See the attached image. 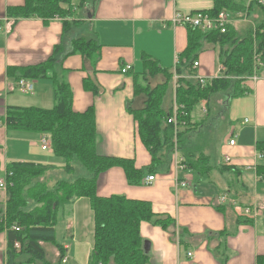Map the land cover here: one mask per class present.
Segmentation results:
<instances>
[{"label":"crops","instance_id":"0c3cea01","mask_svg":"<svg viewBox=\"0 0 264 264\" xmlns=\"http://www.w3.org/2000/svg\"><path fill=\"white\" fill-rule=\"evenodd\" d=\"M253 2L255 0H232L238 9L222 8L234 16L228 26L241 37L248 36L251 31L255 36L256 25L262 20V13L256 10L257 2ZM25 4V0H0V179L7 180L9 166L15 162L63 164L64 160L53 153L51 143V149H42V135H47L51 142L49 133L10 127L7 123L11 108L55 107L54 79H57L68 84L75 112L94 109L97 152L132 159L137 169L148 171L146 174L144 171L139 181L131 182L122 166H112L100 174L98 194L147 200L156 214L173 219V224L167 228L148 220L140 223L139 235L144 249L145 245L147 247L148 264H264V205L260 209L255 206L257 202H253L254 206L249 207L252 213L244 214L246 203L252 201L245 195L256 193L264 197V175L261 173L264 159L258 158V153L264 151V59L263 49L258 50L255 37L251 71L225 75L233 80L230 89L225 92L226 96L222 94L216 113L199 125L198 134L206 129L207 133L216 131L223 118L229 123L226 138L217 150V156L220 155L214 167L203 175L187 168L185 157L180 155L182 151L175 144L174 149L180 154L174 150L166 153L165 157L170 154V158L157 163L155 171L149 172L152 156L140 137L138 113L133 111L147 105L148 97L142 89L145 85L152 90L164 84V88L158 89L164 96L163 108H173L171 117L177 116L179 77L195 79L194 75L202 76L207 78L208 85L218 72L227 71L221 60L222 46L208 42L194 59L199 61V66L195 69L192 66L193 72L185 68L184 53L190 28L172 21L176 12L212 10L215 0H89L87 4H83V0H70L63 3L65 8L69 7L65 16L30 14L15 17L17 9ZM246 10H249L246 19L236 17V12ZM10 11L14 15H10ZM248 23L251 27L246 30ZM81 37L97 39L100 46L94 57L87 58L80 51L70 53L73 41ZM60 44L65 47L54 61L55 65L47 69L46 76L37 78L20 72L25 67L34 71L32 67L51 61ZM256 53H261V67H256ZM127 66L131 68L123 72ZM21 78L33 81L32 92L16 87ZM238 86L246 90L235 95ZM209 107L207 101H200L191 112L192 122L197 117L198 120L205 118ZM241 113H244L243 117H240ZM174 126L178 128L181 124L178 122ZM234 136L235 145H228V139ZM44 153L53 161L43 162ZM224 154L232 157L230 163L222 161ZM181 156L183 169L176 165ZM149 175L155 176L153 181H148ZM182 181L187 185H182ZM224 195L227 197L222 202ZM7 199L8 189L0 188V210L5 209ZM32 205L37 206L36 202ZM87 208L92 213V219L85 222L86 227H91L87 234L91 255L94 212L88 198H76L60 214L56 226L57 245L40 242L50 264L70 262L80 212ZM1 226L0 264H8L7 229L3 224ZM48 244L47 249L55 258L49 257ZM60 245L65 250L66 262L60 257ZM16 251V261L29 260V255L18 253L20 248ZM90 255L88 253L85 264H90Z\"/></svg>","mask_w":264,"mask_h":264},{"label":"trees","instance_id":"16d2710c","mask_svg":"<svg viewBox=\"0 0 264 264\" xmlns=\"http://www.w3.org/2000/svg\"><path fill=\"white\" fill-rule=\"evenodd\" d=\"M25 1V6L17 9L15 17L30 14H40L46 17L56 14L65 16L69 13V7L65 8L63 3L70 0ZM87 2L89 0H83V4ZM256 4L262 13V20L256 25L255 40L258 50L263 49L261 53L264 59V4ZM223 7L239 8L232 4V0H215V7L209 12L217 15ZM10 15H14L13 11H10ZM206 42L222 46L221 60L227 71L222 77L214 78L204 87L197 79L178 78L176 102L178 105L177 118L181 126L193 125L191 112L203 98L210 99L215 93L222 94L230 89L233 80L227 78L226 74L230 72L248 74L251 71L254 49L253 31L248 36L241 37L231 26L228 27L226 33L218 29L203 32L200 29L190 28L189 43L184 53L187 62L185 68L193 72L194 59ZM99 46L96 38L81 37L73 41L70 53L80 51L87 58H91L99 52ZM64 47L63 44L57 45L51 61L32 67L35 68L34 71L25 67L20 69V72L37 78L46 76L47 69L55 65L54 61L57 60ZM54 80L56 81L55 107L51 109L11 108L7 114V123L10 127L49 133L53 153L64 160L62 166L34 162H15L9 166L8 199L5 210H0L2 220L0 228L3 224L7 229L8 264H38V261L41 264H50L45 259V252L40 242L47 241L56 244V226L59 223L60 214L66 206L81 197L90 200V206L94 212V248L90 255V264L100 262L108 264L111 261L115 264H148L149 254L144 249L139 235L140 223L148 220L167 228L173 224V219L168 215L156 214L150 201L133 199L124 195L100 196L98 194V178L110 167L122 166L131 182L139 181L144 171L137 169L132 159L105 156L97 152L98 132L94 109L91 107L85 112H75L72 109V95L68 84ZM164 86L163 84L152 90L142 88L147 93V105L142 110L133 111L138 113L140 137L152 156L149 172H154L158 166L157 163L162 161L161 152L164 146H166V153H170L175 145L173 139L175 126L168 123L173 108L169 110L163 108L164 96H161L158 91ZM239 87L235 95L244 93L246 90L245 87L242 89ZM206 131L199 133V142L194 145L191 141L189 142L190 136H185L181 132L177 133V146L185 157L187 168L195 170L200 175L207 171L200 163L201 157L196 158L197 154L203 153L204 144L207 145L209 142ZM74 160L79 161L84 168L90 171L91 176L70 180L61 179L56 187H51L48 175L53 176L52 171L58 169L74 174L76 171ZM261 173L264 175V166H262ZM30 200L36 202L37 206L26 209ZM14 226L19 227L20 230H16ZM17 240L21 243L18 253L22 256L29 255V260L16 261L15 242ZM58 247L62 258L65 250L61 245Z\"/></svg>","mask_w":264,"mask_h":264},{"label":"rangeland","instance_id":"374dc122","mask_svg":"<svg viewBox=\"0 0 264 264\" xmlns=\"http://www.w3.org/2000/svg\"><path fill=\"white\" fill-rule=\"evenodd\" d=\"M253 3H255V2H253ZM258 9L259 8L256 7L257 11H258ZM259 12H260V10H259ZM253 22H256V21L253 20ZM245 26L247 27L246 28V30H247L249 27H251V24L248 23V26L247 25H245ZM252 26H253V24H252ZM223 73H224V71L221 70L220 72H218L217 75L214 76V78H219L221 75H223ZM144 87L148 88L147 85H145ZM138 91H140V90H138ZM176 93H177V88H176ZM222 94L226 96L227 93L224 92ZM222 94L221 93H215V95H213L210 99L203 98L201 100V102L207 101L209 103V105H210L209 111H207L208 113L205 116V118H203L202 120L201 119L198 120L199 117H197L196 121L192 122L193 125H189L188 127L181 126V127H178V128L174 129L175 137L173 139H174V142H175L176 145H177V133L178 132L183 133L185 136H190L189 137V142L191 141L192 145H194L196 142H199V137H198V135H199L198 134L199 125H201L202 123H206L207 122L206 119L209 120L210 117L213 116L214 113H216V111L218 109V104L222 100L221 99ZM146 96H147V93H146ZM243 116H244V113H241L240 117H243ZM221 124H222L221 127L219 125L217 127L216 131L210 132V133L208 132V137H210L209 142L207 143V145L204 144L205 145V149H204L203 153L197 154V157H196L197 159H199L201 157L200 158L201 159L200 163H202L204 165V168L207 169V170L208 169L210 170L212 167H214L215 163L217 162L218 157L220 155L219 154L217 156V150H218V148L220 146V143L223 142V139L226 138L227 132L229 131V129H228L229 123L227 122L226 119L223 118ZM207 125L208 124H206V126ZM209 126H210L209 129H210L212 126L211 125H209ZM196 134H198V135L196 136ZM165 149H166V146H164L163 151L161 152V155H163L162 156V161H166L167 159L170 158V154H167V156L165 157V154H166V150ZM173 150L175 151V153L178 152L180 154L179 150H177V149H173ZM44 154L45 155H43L42 158H41L43 162H52L53 161V158H50L49 154H46V153H44ZM180 155H182V152H181ZM179 158L183 159L182 156L179 157ZM59 160L62 161V159H60V158H59ZM59 160H57V161H59ZM73 164L76 167V171H75L74 174H68L66 172L61 171L60 169L53 170L52 171L53 172V176L48 175V177H49L48 181H49L50 186L51 187H56L61 179L70 180L72 178H75V179L79 178V177L87 178V177L91 176V172L88 171L86 168H84V166H82V164L79 161L74 160ZM62 165H57V166H62ZM206 166L208 168H206ZM144 171H145V174L148 172L147 169H145ZM237 178H238V176H237ZM194 184L196 185V182H194ZM191 185H192V183H191ZM262 193L264 194V188L262 190ZM224 196L227 197L226 195H224ZM245 196H249V197L252 198L251 202L246 203V204H248V205H246L248 208L254 206L253 202L254 203L257 202L255 206L259 207L260 209L263 208L264 197L259 196L256 193L253 194V195H245ZM238 197H240V196H238ZM34 203L35 202L33 200H30L29 206L27 205L26 209L35 208L36 206H33V205L30 206V204H34ZM247 207H245V208H247ZM87 209L88 210H85V211H84V209H82L81 212H80L81 219H80L79 225H77V227H76L75 241L72 242V248L70 250V254H71L72 257H71V260H70V262L68 264H85L86 260H87L88 253L90 255L91 242H90V238L88 237L87 234H89L88 231L91 229V227L90 226L86 227L85 222H87L88 219H92V213L90 212L89 208H87ZM48 247H50L49 244L46 245V249ZM48 253H49V250H48ZM51 256H53L54 258L56 257L54 255V253L52 255V253L50 252L49 253V257L51 258ZM37 263L41 264L40 261H38ZM61 264H64V263H61Z\"/></svg>","mask_w":264,"mask_h":264},{"label":"built area","instance_id":"2783aa9c","mask_svg":"<svg viewBox=\"0 0 264 264\" xmlns=\"http://www.w3.org/2000/svg\"><path fill=\"white\" fill-rule=\"evenodd\" d=\"M259 4H264V0H255ZM249 10L246 11H238L236 12V17L237 18H242L246 19L249 16ZM234 19V16L232 13L226 9H222L217 15H213L209 12V10H196L188 13H182V12H176L172 18V21L175 24H181V25H186L189 28L193 29H200L203 32H210L212 30L218 29L222 33H226L228 30V25L229 23ZM255 62H256V67H261L263 65L262 59H261V53H256L255 54ZM199 66V61L195 60L193 62V68H197ZM224 67V66H223ZM131 68V66L124 67L122 69L123 72L128 71ZM195 79L198 80L201 86H206L207 85V78L194 75L193 76ZM213 78H211L212 80ZM20 91L24 92H32L33 90V81L28 80L25 78H21L17 81V86H16ZM170 123H174L177 125L178 119L177 116L175 115L174 117H171L168 119ZM41 143H42V149L43 150H48L51 149L50 146V138L47 135H42L41 138ZM236 140L235 136L231 137L228 139V145H235ZM258 158L264 159V151H260L258 153ZM224 163H230L232 161V157L229 154H224V157L222 159ZM176 165L178 168L183 169L184 163L183 159H180L179 157L176 160ZM155 178L154 175H149L148 176V181H153ZM182 185H187L186 182L182 181ZM0 188L7 189L8 188V182L5 179H0ZM226 197H222V202H225ZM252 213V209L250 208H244V214L250 215ZM256 214V213H255ZM16 230H20L19 227L14 226ZM21 244L19 241L15 242V248H20ZM189 255L192 256V253L189 252ZM64 258V257H63ZM67 258L65 257L63 259V262H66ZM99 264H103L100 262Z\"/></svg>","mask_w":264,"mask_h":264},{"label":"water","instance_id":"95a60500","mask_svg":"<svg viewBox=\"0 0 264 264\" xmlns=\"http://www.w3.org/2000/svg\"><path fill=\"white\" fill-rule=\"evenodd\" d=\"M145 249H147L146 245H145Z\"/></svg>","mask_w":264,"mask_h":264}]
</instances>
